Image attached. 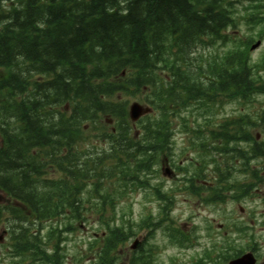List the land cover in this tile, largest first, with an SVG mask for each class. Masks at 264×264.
<instances>
[{
    "label": "trees",
    "instance_id": "obj_1",
    "mask_svg": "<svg viewBox=\"0 0 264 264\" xmlns=\"http://www.w3.org/2000/svg\"><path fill=\"white\" fill-rule=\"evenodd\" d=\"M231 8V4L220 0H0V106L19 110L26 120L28 137L19 140L21 147L36 145L54 150L70 146L86 138L81 125L90 120L98 126L95 137L121 141L119 145L132 144L136 152L141 144L123 129L130 127L127 102L113 97L140 95L160 109L178 101L185 104L200 93L206 96V101L211 92L228 93L229 98L245 95L252 89L251 76H257V63L251 62L248 52L251 40L245 44L240 41L218 58H211V62H216L208 66L213 80L186 81L184 78L193 74L181 71L191 68L193 60L203 61L201 55L194 53L195 46L228 38L224 30L235 26ZM251 21L264 25V19ZM180 61L189 65L177 64ZM261 61L264 62V56ZM163 67L169 79L162 75ZM196 67L195 77H209L201 63ZM33 74L45 80L35 82L44 102H15V91L24 90ZM50 99L55 105L68 102L72 116L60 114L55 121L54 110H50L52 117L47 121ZM103 116L118 119L116 126L120 129L112 133L105 127ZM238 127L244 128L240 124ZM143 128L149 134V146L155 147L158 131L146 128H166V121H146ZM119 148L117 154H108L109 164L105 165L106 161L101 160L104 156H100L93 170H80L71 177L81 182L92 177H116L115 184L120 185L127 174H136L142 160L135 161V168L129 167L128 171L133 154L127 146ZM19 152L20 147L11 144L6 154L0 156V176L5 180H16L17 177L11 176L13 173L40 171L42 164L38 166L35 156H26L19 162V168L13 166ZM51 156L62 164V155L57 158L55 152ZM41 182L45 189H39L37 181L35 187L29 181L15 182L11 189L24 191L21 198L34 208L38 220L55 218L60 214L57 209L60 202L72 201L78 186L63 179L50 191L49 181ZM111 197L110 191H101V201L109 202ZM79 215L78 212L76 217ZM50 258L52 264L58 263L56 252Z\"/></svg>",
    "mask_w": 264,
    "mask_h": 264
},
{
    "label": "rangeland",
    "instance_id": "obj_2",
    "mask_svg": "<svg viewBox=\"0 0 264 264\" xmlns=\"http://www.w3.org/2000/svg\"><path fill=\"white\" fill-rule=\"evenodd\" d=\"M245 4L246 3H244V5H236V17L238 19L237 28L231 29L228 32L232 39H236L237 45L240 43L241 39L255 35V32L258 29V27L254 28L251 24L247 23L246 20L242 19L243 16H246V12L250 11L245 10ZM261 39V45L257 49L251 51V56L254 59H259L264 54V33ZM231 46L232 44L227 43L223 45V48H219V52H224ZM200 52L205 55L209 53L206 50H200ZM132 98L134 97L129 96L128 100H132ZM258 100L264 101V96L258 98ZM223 106L225 107L215 108V106H211V110L215 109V114L211 116L213 120L216 119V115L220 118L225 114L231 113L233 110H243L241 108L242 104L235 100L230 101ZM245 106H247L245 110L252 114H255L256 110H259L258 106L254 105V103H248ZM182 114L187 115V110L182 111ZM187 118L189 124H193L194 120L201 123L206 121V116L203 115V111H200L198 117L192 115ZM78 147L79 149L80 147L82 148L83 144L78 145ZM190 156L191 155H186V157ZM262 161H264L262 158L257 159L259 164H255V166H261L260 163ZM50 176L55 175L50 174ZM161 176L162 175L159 174L157 177H152L150 183H158L162 179ZM164 183L166 185H171L172 181L168 180ZM149 192V189H138L119 200L116 207L117 217H120L123 214L125 219L134 218L137 220L141 214L147 211H150L153 216H156L159 210V203L156 199H152L147 195ZM253 200L258 202V205L255 208H253V202H251ZM242 205L243 209L240 208ZM253 209L260 211V213H264V189L253 195L250 199L248 198L243 204H230L227 201L226 203H219L214 206H204L195 198L179 196L174 203L170 215L174 219V224L176 226L182 227L186 232H190L191 240H195L192 245L181 247L170 242L164 227L154 229L151 235L147 234V230H141L138 234L144 238L148 245H152V253L156 255L158 264H190L191 260L203 253L206 248L211 249L214 241L220 243L224 237L237 238L238 242V238L242 236L240 245L243 246L246 245L249 239H252L255 244L260 246L259 253L264 254V221H262V217H259L257 219V224L251 222V210ZM209 220H211V223L208 222ZM239 223L245 225L251 224V227L244 235L237 234V232L232 229L233 224ZM218 224H222L223 226L226 225V228H219L217 227ZM207 225L211 226V236L206 234ZM78 226L79 229L71 235V240L65 245V253L67 254L65 264L71 260L70 257L74 252L83 250L85 247V241L92 238L93 232H96L98 226L97 216L93 211H90V214H87V220L81 222ZM97 232V238L104 235L100 229ZM4 244V248L10 244L7 238H5ZM156 246H158V248ZM123 250L124 252H120V261L124 259L125 252H131L127 247ZM84 263L85 262L83 261L82 264ZM259 264H264V257L262 254L259 255Z\"/></svg>",
    "mask_w": 264,
    "mask_h": 264
},
{
    "label": "flooded vegetation",
    "instance_id": "obj_3",
    "mask_svg": "<svg viewBox=\"0 0 264 264\" xmlns=\"http://www.w3.org/2000/svg\"><path fill=\"white\" fill-rule=\"evenodd\" d=\"M222 131V134H218V131ZM228 128H186V132L176 130L175 139L176 147L183 146L189 138L196 144L200 146L206 145L212 150L214 148V154L216 158L223 163V167L217 170L210 169L208 166L197 165L192 163L191 157H186V154L180 156L177 163H174L176 153L180 150H175V155L173 162L168 163L169 173L168 176L173 178L171 192L174 196H180L189 194L191 196H196V192L199 191L202 197H207L213 188L212 179L214 177H221L222 183V194L229 195V203H244L246 200L255 195L252 190H260L261 183L252 182L256 181L260 177L261 168L260 165L256 168L255 164H259L257 159L261 158L260 153V143L256 142L255 150L250 152L247 159L250 164L245 167V165L238 164V159L234 160V164H228L229 152L227 150L226 138H227ZM165 163L162 166L165 168ZM253 170L251 171V169ZM241 176V177H239ZM253 202V208L258 205L257 201ZM243 209V205L240 206ZM251 215V222H254L256 218V210L253 209ZM251 227V224L245 225L239 223V230L237 234L244 235L247 230ZM241 240V237H239ZM256 248V247H255ZM255 248H250L255 250Z\"/></svg>",
    "mask_w": 264,
    "mask_h": 264
},
{
    "label": "water",
    "instance_id": "obj_4",
    "mask_svg": "<svg viewBox=\"0 0 264 264\" xmlns=\"http://www.w3.org/2000/svg\"><path fill=\"white\" fill-rule=\"evenodd\" d=\"M258 43H259V41L255 45H253V47H255ZM147 110H148L147 108H143L137 102H133L129 106V115H130L132 120H135L142 113L146 112ZM228 264H254V260L250 254H246L240 258H237V259L230 261Z\"/></svg>",
    "mask_w": 264,
    "mask_h": 264
}]
</instances>
